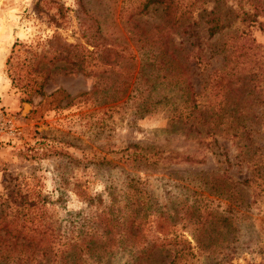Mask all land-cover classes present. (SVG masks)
<instances>
[{
    "label": "rangeland",
    "instance_id": "374dc122",
    "mask_svg": "<svg viewBox=\"0 0 264 264\" xmlns=\"http://www.w3.org/2000/svg\"><path fill=\"white\" fill-rule=\"evenodd\" d=\"M142 2L0 0V113L10 117L17 127L15 134L0 133V202L7 198L20 202L18 209L28 214L45 209L64 223L70 213L106 210L110 194L124 190L130 177L147 176L148 188L153 194L151 204L154 205L143 228L146 237L140 240L158 237L157 242L167 246L173 240L182 246L189 242L194 253L192 264H220L222 253L206 255L197 247L190 225L184 227L178 216H172L176 212L182 214L185 209L186 213L195 210L194 204L202 197L208 199L214 215L222 213V196L210 191L198 176L212 170L213 176L220 174L225 164L217 162L205 143L207 140L199 141L185 135L182 126L168 127L167 113L161 107L143 115L130 108L108 109L91 89L100 76L110 82L127 80L136 96L134 87L140 81L138 77H145L139 71L149 70L147 62L153 59L144 60L158 53L159 40L167 43L168 56H177L178 63L187 69L191 64H186L183 56L191 49V37L176 33L172 28L168 29L167 35L164 32L170 27L167 22L180 11L193 7L202 6L204 11L197 9L198 12L193 14L186 13L181 21L190 22L194 18L199 22L195 28L203 41L202 53L206 58L211 56L205 72L201 68L195 69L193 74L188 72L195 89L209 71L221 65L222 53L215 51L231 36H240L239 40L241 37L253 39L259 44L258 50L252 48L253 51L264 55V29L249 21L242 22V11L254 12L255 4L264 8V0H155L142 15L123 10ZM168 4L174 11H164ZM216 5L232 25L208 38L204 20L206 12ZM81 7L91 13L85 14ZM84 17L86 32L105 37L111 44L109 54L97 51L95 60L88 59L86 70L90 73L69 70L70 58L66 61L55 55L56 50H62L61 47L67 44L79 43L93 49L82 31L81 18ZM257 20H264V10L258 12ZM96 22L100 23L101 29L96 28ZM147 37L150 40H146ZM156 55L153 66L163 68L160 72L164 71L166 75L164 68L168 63L162 64L161 56ZM119 56L122 65L113 66ZM140 59L143 62L141 68ZM96 67L98 74H95ZM120 67L121 72L118 71ZM103 68L107 72L102 71ZM161 74L159 80L166 82ZM157 86L154 95L159 98L161 91ZM129 92L127 90L125 94ZM218 142L228 148L231 156L236 153L230 140L221 136ZM136 148L164 152L146 163L134 158ZM229 172L237 178L246 176L245 169L237 172L235 167ZM248 192L247 189L242 192L244 202L249 199ZM244 202H240L239 209ZM240 210L243 218L237 226L223 222L221 228L224 232L231 227L228 239H225L226 251L231 253L230 262L264 261V203ZM214 215L213 224L217 225L220 215ZM175 233L179 234L177 238H174ZM205 234L200 238L201 242H216ZM157 253L146 263L162 264L171 259V256L163 258L164 252ZM125 259L121 257L118 264Z\"/></svg>",
    "mask_w": 264,
    "mask_h": 264
},
{
    "label": "trees",
    "instance_id": "16d2710c",
    "mask_svg": "<svg viewBox=\"0 0 264 264\" xmlns=\"http://www.w3.org/2000/svg\"><path fill=\"white\" fill-rule=\"evenodd\" d=\"M154 1L143 0L138 6H127L123 10L142 15ZM254 7V12L242 11V22L249 21L264 29V20H257L258 12H263L264 8L260 4H255ZM173 8L168 4L164 6V11L169 13L174 11ZM81 9L84 10L83 7ZM197 9L204 11L202 6L193 7L174 15L172 21L166 23L170 27L164 32L167 35L168 29L172 28L176 33L191 37V49L184 56L181 54L184 62L191 64L187 69L178 63L177 56H168L167 43L159 40L157 48L162 59L160 62L168 63L164 68L167 69L166 75L164 71L160 72L163 68L153 66L158 54L154 53L144 60L145 62L153 59L147 62L149 70L145 68L139 71H142L145 77H138L140 81L134 87L136 96L129 88V81L110 82L108 78L101 76L94 82L91 92L97 95L98 100L108 109L130 108L134 113L143 115L161 107L167 113L168 127L179 125L185 135L199 141L207 140L205 143L209 145L217 162L224 163L225 166L220 174L213 176L212 170L198 178L210 191L222 196V213L214 215V208L208 204V199L200 195L203 199L194 204L195 210L186 213L185 209L182 214L176 212L172 217L178 216L184 227L190 225L197 247L202 252L208 256L222 253L223 258L219 259L218 263L232 264L231 253L226 251L228 245L225 242L231 227L221 232L222 223L237 226L243 218L241 208L249 209L259 202L264 203V55L253 51L252 48H259V44L253 39L241 37L239 40L240 36H231L229 41L223 42L215 51L222 53L221 65L209 71L195 89L188 72L193 74L198 68L205 72L211 56L206 58L202 53L203 41L197 36L195 28L199 22L194 18L190 22L181 21V17L184 18L186 13L190 15L198 12ZM84 12L88 14L89 11L86 9ZM206 14L204 22L208 38L232 25L217 5L211 7ZM85 18H81L82 31L85 40L92 43L93 49L89 50L79 43L67 44L61 47L62 50H56L55 55L58 54L57 58L60 56L66 61L70 58L69 70L90 73L86 70V63L96 59L94 55L97 51L103 52V55L109 54L111 44L106 42L105 37L94 32L87 33ZM99 24L96 22L97 29H101ZM146 40L150 38L147 37ZM153 45L150 44L151 47H154ZM141 59L140 68L143 63ZM105 65L103 64L104 67ZM115 65H122L120 56L113 66ZM122 70L121 67L118 68L119 72ZM95 71V74H98L97 67ZM102 71L107 72V69L103 68ZM160 73L162 79H167L166 82L159 80ZM145 81L147 83H144ZM157 84L161 91L159 98L155 97L157 94L154 95L158 90ZM127 90L131 93L126 95ZM221 136L230 140L234 146L236 153L232 156L228 148L222 147L218 142V137ZM145 149L136 148L134 158L137 161L148 163L152 157L159 158L164 152L161 149L146 152ZM235 167L237 172L245 169L246 176L237 178L230 173L229 170ZM146 178L147 176L130 177L125 182L124 190L110 194V204L106 210L95 213H70L64 223L59 222L45 209L28 214L18 209L20 202L4 199L0 202V264H118L121 257L126 258L122 264H147L146 260H153L157 252H164L163 258L171 256L167 263L162 264H192L194 253L189 242L182 246L173 240L171 245L167 246L157 242L158 237L149 241L145 239L144 242L140 240L146 237L143 228L154 205L151 204L153 194L148 188ZM245 189L249 190V199L244 202L242 192ZM242 201L245 204L239 209ZM213 215H220L217 225L213 224ZM168 216L166 217L169 218ZM204 234L214 238L212 241L216 242H201L200 238ZM178 235L175 233L174 238ZM246 264H264V261Z\"/></svg>",
    "mask_w": 264,
    "mask_h": 264
},
{
    "label": "built area",
    "instance_id": "2783aa9c",
    "mask_svg": "<svg viewBox=\"0 0 264 264\" xmlns=\"http://www.w3.org/2000/svg\"><path fill=\"white\" fill-rule=\"evenodd\" d=\"M17 127L10 117L0 113V133L15 134Z\"/></svg>",
    "mask_w": 264,
    "mask_h": 264
}]
</instances>
